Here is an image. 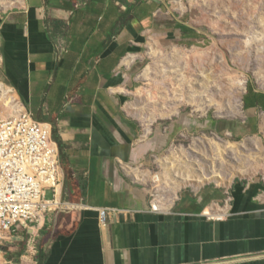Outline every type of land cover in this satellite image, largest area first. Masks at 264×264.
Wrapping results in <instances>:
<instances>
[{
    "label": "crops",
    "instance_id": "1",
    "mask_svg": "<svg viewBox=\"0 0 264 264\" xmlns=\"http://www.w3.org/2000/svg\"><path fill=\"white\" fill-rule=\"evenodd\" d=\"M173 1L24 0L0 19V84L52 126L59 200L68 206L48 217L37 257H27L20 238L0 264H264L262 180L235 187L219 205L226 209L182 196L154 213L145 187L153 177L132 168L141 160L139 124L117 83ZM61 38L68 52L59 56ZM244 101L264 112V93L251 90ZM106 209L121 213L102 226ZM207 211L224 219L210 221Z\"/></svg>",
    "mask_w": 264,
    "mask_h": 264
},
{
    "label": "rangeland",
    "instance_id": "2",
    "mask_svg": "<svg viewBox=\"0 0 264 264\" xmlns=\"http://www.w3.org/2000/svg\"><path fill=\"white\" fill-rule=\"evenodd\" d=\"M23 1L0 0V19ZM138 55L117 87L139 124L132 168L152 175L150 204L163 211L182 196H206L223 207L235 187L264 179V112L244 105L249 91L264 93V0L173 1Z\"/></svg>",
    "mask_w": 264,
    "mask_h": 264
},
{
    "label": "built area",
    "instance_id": "3",
    "mask_svg": "<svg viewBox=\"0 0 264 264\" xmlns=\"http://www.w3.org/2000/svg\"><path fill=\"white\" fill-rule=\"evenodd\" d=\"M57 54H66L64 38L56 45ZM59 148L52 126L36 120L21 101L17 91L0 84V258L11 252L17 239L25 240L26 254L39 253L38 238L50 215L68 206L59 200ZM264 183V179H262ZM47 193L52 200H47ZM232 201L229 196L228 203ZM154 202V201H153ZM150 204L154 213L161 212ZM219 206L214 204L211 210ZM60 207V208H59ZM117 210L100 211L105 226ZM210 221H221L210 215Z\"/></svg>",
    "mask_w": 264,
    "mask_h": 264
},
{
    "label": "trees",
    "instance_id": "4",
    "mask_svg": "<svg viewBox=\"0 0 264 264\" xmlns=\"http://www.w3.org/2000/svg\"><path fill=\"white\" fill-rule=\"evenodd\" d=\"M175 26H176L177 29L180 30V32H181L184 36L195 35V36L199 37V34H197V32H196L194 29H192V28H190V27H188V26H185V25H182V24H178V23L175 24ZM248 93H250V91H249ZM244 102H245V101H244ZM257 102H259V101H257ZM246 106H247V105H246ZM251 129H252V132H256V131H257L256 125H255V124H252V125H251ZM54 139H55V137H54ZM55 140H56V139H55Z\"/></svg>",
    "mask_w": 264,
    "mask_h": 264
},
{
    "label": "bare ground",
    "instance_id": "5",
    "mask_svg": "<svg viewBox=\"0 0 264 264\" xmlns=\"http://www.w3.org/2000/svg\"><path fill=\"white\" fill-rule=\"evenodd\" d=\"M154 179H155L156 182H161V178H160L159 176H156ZM154 203H155V202H153V206H154ZM155 208H156V207H155ZM156 209L158 210L159 208H156ZM207 215L212 216L213 213H212L211 211H207Z\"/></svg>",
    "mask_w": 264,
    "mask_h": 264
}]
</instances>
